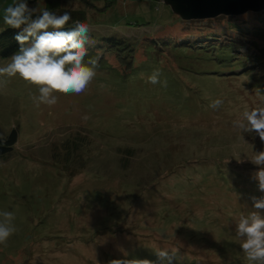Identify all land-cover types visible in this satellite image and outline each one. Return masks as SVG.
<instances>
[{
    "label": "rangeland",
    "instance_id": "rangeland-1",
    "mask_svg": "<svg viewBox=\"0 0 264 264\" xmlns=\"http://www.w3.org/2000/svg\"><path fill=\"white\" fill-rule=\"evenodd\" d=\"M12 3L0 0V34ZM27 5L42 11L40 0ZM173 15L153 0H119L97 15L101 30L136 39L132 51L99 55L88 90L54 93L52 107L37 106L38 87L18 76L0 88V138L18 134L0 158V211L14 212L17 229L0 264H162L161 248L178 250L173 264H249L235 227L264 197L251 162L264 142L233 121L264 106V33L227 37L226 48L168 45ZM156 70L166 86L148 83Z\"/></svg>",
    "mask_w": 264,
    "mask_h": 264
},
{
    "label": "clouds",
    "instance_id": "clouds-1",
    "mask_svg": "<svg viewBox=\"0 0 264 264\" xmlns=\"http://www.w3.org/2000/svg\"><path fill=\"white\" fill-rule=\"evenodd\" d=\"M36 18L33 19V15ZM70 12L58 14L45 8L42 11L30 9L27 0H13L4 8L3 21L13 29H22L15 39L20 44L5 66H0V88L6 87L12 78L19 77L30 85L37 86L39 96L33 101L39 106L49 107L57 103L54 93L80 95L86 92L96 77L97 61L88 59L85 44L89 40L90 28L87 23L76 21L67 31L64 27L71 21ZM159 70L153 71L148 83L162 84ZM223 104L216 99L209 104L217 110ZM87 120L88 116H83ZM233 127L242 133H255L264 142V106L245 108L233 121ZM251 162L259 166L255 174L258 188L264 192V151L254 152ZM254 211L240 215L235 227L239 247L249 264H264V197H252ZM13 211H0V245H5L15 232ZM176 249L161 248L155 252L162 264H173L177 259ZM110 264H153L149 260H112Z\"/></svg>",
    "mask_w": 264,
    "mask_h": 264
},
{
    "label": "trees",
    "instance_id": "trees-1",
    "mask_svg": "<svg viewBox=\"0 0 264 264\" xmlns=\"http://www.w3.org/2000/svg\"><path fill=\"white\" fill-rule=\"evenodd\" d=\"M40 1L42 4V10L47 8L48 10L57 12L58 14H63L64 12L71 13L72 19L64 27V29H62L64 31L72 29L75 26L76 21H81L89 25V40L88 43L85 44V48L88 53V56L85 57L86 62L88 59H97L99 55H101V57L98 58L100 60L107 54L112 55L116 52L127 51L128 49L132 51L130 49V46L126 45V43L134 41L136 39L130 38L128 35H126V33H121L119 30H117V28H113L110 30H101L99 26H104L107 22H97V15L105 14L110 8L116 5L119 0ZM126 1L130 0H122V4H125ZM153 1L162 3L161 0ZM35 2L36 0H27V4L30 5L35 4ZM36 15L37 13L33 15V19H35ZM94 16L96 20L93 19ZM175 17L180 19L177 16ZM193 21L194 22L183 21L182 19H180V22L178 24L173 25V27L175 28L174 31L170 30L164 32V43L168 45L172 44L178 46L195 45L196 48H202L203 44L201 43L205 44L208 42H218V44H220V47L226 48V46H231V44H228L225 39L227 37H242V35H247L251 32L264 33V11L258 13L248 12L239 16H218L213 19ZM21 31L22 29H13L6 26L4 31H2V33L0 34V41H2L0 43V57H10L19 52L20 44L15 39V37ZM236 42H238V38H236ZM237 71L241 73L240 69H237ZM218 73L219 72L212 74L216 75ZM17 137V131L15 128H13L6 136L0 138V158H6L7 154L12 151L17 142ZM83 145L84 143L83 141H81V154L82 147H84ZM61 146L64 149L63 155H71V153H75L77 151L76 143H73L72 141L69 142V140L62 143Z\"/></svg>",
    "mask_w": 264,
    "mask_h": 264
},
{
    "label": "water",
    "instance_id": "water-1",
    "mask_svg": "<svg viewBox=\"0 0 264 264\" xmlns=\"http://www.w3.org/2000/svg\"><path fill=\"white\" fill-rule=\"evenodd\" d=\"M161 2L183 21L264 11V0H161Z\"/></svg>",
    "mask_w": 264,
    "mask_h": 264
}]
</instances>
